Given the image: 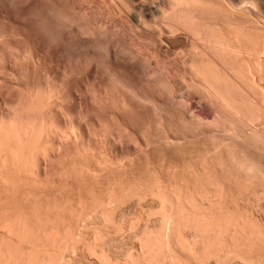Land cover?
Segmentation results:
<instances>
[{
  "label": "bare ground",
  "instance_id": "6f19581e",
  "mask_svg": "<svg viewBox=\"0 0 264 264\" xmlns=\"http://www.w3.org/2000/svg\"><path fill=\"white\" fill-rule=\"evenodd\" d=\"M119 1H121V0H118V2ZM124 1L129 2L132 5L140 7L142 14H143V12L146 14H148L150 12H154L153 10L162 12V14H163L162 17L169 20V21L167 20V24L165 26H166L168 32H170L171 36H172V37L168 36V39L170 38V44L175 46L176 44L183 43V39L180 38L181 36L180 37L177 36L181 32H189L197 40H200L202 42L203 46H201L202 49H200V51H199L200 56L199 57L197 56L198 58L195 57V59L193 57L191 63L189 62L190 66H191L190 67L191 73H192L191 76L193 77V80H192L193 83L192 82H190V83H192L194 85V88L196 87V89H198L199 91L198 90L197 91H195V90L189 91L186 98H184L183 100L181 99L182 100L180 102L181 106L182 107L184 106L183 109L181 110L182 107L180 106V103L177 102L175 97L173 96L179 88L178 84L176 83L177 80L176 81L174 80L175 79L174 76H167L166 75L167 76L166 78L163 76L162 80L160 79V81H156V79L154 78L155 75L151 74V71L149 69L150 66H149V68H147L146 66H143V65H145V63H143V62H142L143 64H141L142 68L139 66L142 69L141 74H140V72H137V70H136V69H139L138 65L141 63V61L138 58L140 55L137 57L136 55H134V53H131L132 51H129V50L125 51L123 49V47L122 48L120 47L121 43L120 44L118 43V45H117V42H116V44H113L111 42L105 43L104 47H105V52H106L105 55H106V58L108 60L107 63H109V65L112 67V69L114 70L116 75L120 74L121 76H125V78L128 77V78H130V82L127 79H122V78L118 79L117 78L118 79L117 81L119 84L117 83V81H116V83L114 82V84H118L117 86L114 85L113 83H111L112 85H110V83H109L108 86H110V87L105 86L107 88H110L109 90H105L107 88L101 89V90H103V89L105 90V92H104L105 97L103 98V95H101L102 91L99 93L100 94L99 97L102 96L101 98H103V102L105 104V107L108 106V107H110V109H112L113 114H111L112 115V121L111 122H114L113 127H114V124L120 125V127L122 126V128H123V126L126 127V128H123L122 130H124V129L128 130V128H130V129H132V131L133 130H139V132H141V133L138 135V140L134 136L137 140L136 142L132 138L133 136L130 137L129 136L130 134H129L128 138H130V140L133 139V141L135 142L134 144H130L132 141L129 142V140H127L128 138L125 137L126 133L128 134L129 132L126 131L123 134V132H120L121 128H119L120 131L114 130L113 127H110L109 125L106 124L107 121H105L106 122L105 124H106V126H108V129L105 130V129H103V128H106L105 124L102 123L104 125V127L102 128L101 127L102 124L97 122L99 124V126L101 125L100 127H101L102 132H100V129H99V130H97L98 131L97 135L95 134L93 136L92 132L95 133L96 130L92 126V129H94L93 131H91L92 135L90 134L92 136V139H90L91 138L90 136L88 137V139H90V140H88V142L89 141L90 142H89V144L87 142L86 144H88V145H86V146H85V141H84V144H81V145L78 143L80 142V140L85 135L84 133H82L83 130L85 129L84 125H86L85 120L90 121V120H88V117L86 116L87 113L86 114L82 113V115H84V116L81 115L82 117H81V119H78L80 121L79 122L77 121V124H75V122H73V121H76V119L72 121L74 124L73 123L71 124L72 118L71 119H69V118L71 117L72 114L67 112L68 111L67 107H66L67 109H65V107H64V105H65L64 103H65V101H67V99L64 100L63 99L64 97H61L63 93L61 94V93L57 92V90H56V89H58L57 85L53 86V87H57L56 89L53 88L51 85L50 89L47 88V90H45L44 88L47 87L45 84H44L45 87H43V88L40 87L43 84H41V85L39 84V86H33L34 85L33 84V85H31V87L32 86L33 87L30 88L29 93H26L27 95L25 97H24L25 94L23 95V97H20L22 95H19V98H17L16 100L12 97L14 94L11 96L12 97L11 98L9 95L10 92L7 91L8 92L7 94L9 95L8 96L7 94H2V92H3L2 91L0 93V184L3 183L2 185H5L7 180H9L6 185L10 186V187L7 186V188H11L12 187L11 185L13 183H11V185H9L10 180H14V181L15 180H21L22 182L23 181L25 182V180L26 181L31 180L30 182H32V180H33L32 183L34 185V183L35 184L37 183V181L34 182L35 180H40V181L43 180V182H44V180L49 181V180H51L53 175H56L57 176L56 180H59V181H57L59 183H57V182H55V183H57L56 185H58V184L60 185V181L63 182L62 180H60V178H63V179L71 178L73 180L74 178L76 179L77 177H79V179H80V177H81L80 174L84 171L86 172L85 176L86 175L87 176L85 177V180H84V173H85L84 172L81 174L83 176V178L80 179V180L83 179L84 181H86L87 179L88 180L90 179L93 181L94 180L95 181L96 180H106L107 181L110 179L109 177H113L110 179V181L113 179L116 180V178L119 180H132L130 177H133V180L134 179L135 180H139V179L144 180L145 178H147V180H150V177L148 176L149 177L148 178L147 176H145L146 172L142 170L144 167L141 168V166L143 165V163H142V159H143V161L145 163L151 164L153 166V167L151 166V169L153 168V170L158 174L157 175L155 173L158 177L157 180H179L181 187L184 189L183 191L179 192L177 190L178 188H176V191H178V193H174V195L171 194V196L169 195V197H167L168 195H165L164 192H161V190H159V189H161V185L159 183L160 188H157V192H155L154 190L152 191V192H154L153 194L156 196L155 199H157V196H158L156 203H158V206L160 207V211H159L160 217H159V220L157 219L158 222L160 223L159 224L160 230L158 228H156V229H158L160 232H161V230L165 231L168 234V235L165 234L167 236H169V234H170L168 232H172V231L167 230L169 227H171V229L169 228L170 230H172V227H173L175 229V231H178V233L176 232L177 234H180V233L182 234L183 233L182 230L184 228H185V230L190 229V233H188V235L192 233L191 238H189L191 240H189L190 242H188V241H186V242L190 243V245H187L188 246L187 249L191 250V252L190 251L188 252L185 248H183L181 250L185 249L190 254H193L192 252H195L194 255L197 254V256H195V257H196V259L198 257L199 261H197V262H200L199 264H201V263L202 264H205V263H213V264H264V223L261 222L262 217L264 219V85L261 86V84H260L262 82L264 83V0H233L234 2H236V1L242 2L243 7H245L244 4L247 3V5L250 8L249 10L253 11L254 15L256 16L255 17L256 19L253 16V20L250 21L249 25H246V24L243 25L242 24L241 19H243V18H240V15H237V13L235 14L234 12H236V11H232V9L230 10V8H232V7H230L231 5L226 4L227 2H225V0H215V2L213 0H169V1L167 0L163 3V7H162L163 9H160V7L162 5L160 7L156 6V4L154 5L155 1H158V0H151V3H147L148 1H145V0H124ZM124 1H122V2H124ZM107 2H108V0H107ZM126 2H124V4ZM158 2H160V1H158ZM130 4H129V7H130ZM115 5H117V4H115ZM126 5H124V9L129 10V8H127L128 6H126ZM46 8H45V11L47 10ZM49 8L50 7H48V9ZM53 8L54 7H52V9ZM59 8H61V7H59ZM42 9H41V11H42ZM118 9H120V8L118 7ZM121 9L123 10V8H121ZM246 10H248V9L246 8ZM41 11H40V15H41ZM48 11H49L48 13H52L55 15V13H54V12H56L55 10H54V12H53V10H48ZM64 12L65 11H63L61 13L63 14ZM70 12H71V10H70ZM84 12H86V11H84ZM84 12H81L82 16H83ZM114 12H116V11H114ZM129 12H131V11H129ZM46 13H45V15H46ZM73 14H76V13H73ZM142 14H140V12H139V15H142ZM58 15H60V14H58ZM61 15L59 17H61ZM131 15H132V12H131ZM247 15L250 16V14H247ZM49 16L47 17V19L52 18V20L54 22H51V19L49 20L48 29H50V30L47 31L46 34L43 35V37L40 36L41 40L37 39L36 45H38V49H32L34 51H32V53H31L33 56L35 54L33 52H35V50H38V51H36L37 52L36 55H38L37 56L38 57L37 67L41 68V70L43 69V71L48 70V69H46V66L49 63L48 61H51V64H52L53 60L58 59L62 56L63 50L67 47L65 44H63L64 42H62L60 44V46L54 44L56 40L54 41V39H53L54 38L53 33H54V29L57 27V25H56V22L54 20V17H52V16L49 17ZM70 16H71V14H70ZM76 16L77 15H75V18H77ZM55 17H57V15H55ZM137 17H138V15H137ZM64 19H65V17H64ZM140 19H141V16H140ZM249 19H251V18H249ZM44 20H46V19L44 18ZM44 20H42V21H44ZM145 20L146 19H144V21ZM69 21H71V20H69ZM147 21L144 22L143 27L147 30L149 28L152 29L151 30V32H152L154 30V28L150 27V26H153L154 24L151 25L148 23L149 24L148 25L149 27H148ZM243 22H245V21H243ZM246 22H249V21H246ZM57 24H58V22H57ZM85 24H87V21ZM140 24H142V23H140ZM64 25H66V24H64ZM69 25H71V24H69ZM76 25L78 27V23ZM159 25L161 26V24H157L154 26H158L160 28ZM67 26H68V23H67ZM162 26L164 27L163 24H162ZM146 27H148V28H146ZM158 27H155V28H157L156 30L159 29ZM163 27H161V28L163 29ZM40 28H43V27L41 26ZM63 28H65V27H63ZM138 29L140 30L141 27ZM45 30H46V28H45ZM56 30H57V28H56ZM69 30H71V28ZM2 31H4V30H2ZM2 31L0 29V33ZM58 31H60V30L58 29ZM65 31L66 30H64V32ZM75 32H73V33H75ZM138 32H140V31H138ZM147 32H149V31H147ZM162 32H163V30H162ZM2 33H1V35H3ZM60 33H63V32H60ZM70 33H71V31H67V33H65L64 38H66V40L70 37L69 36ZM165 33H167V32L165 31L164 34ZM177 33H179V34H177ZM38 34H42V33H38ZM160 34H162V33H160ZM57 35H59V34L57 33ZM60 35H62V34H60ZM96 35H99V33ZM147 35H149V34H147ZM102 36H103V34H102ZM160 36L163 37L162 35H160ZM55 37H57L56 33H55ZM91 37H93V35ZM92 39H94V38H92ZM92 39L86 38L83 41L86 44V43H89V41H91ZM162 39H161V41H163V42H162V44L160 43L159 45L164 44L165 38L163 40ZM68 41L69 40L66 41L67 44L70 43V42L68 43ZM33 42H34V40H33ZM59 42H60V40H59ZM84 42H83V44H84ZM96 42H98V41H96ZM192 44L194 45V43H192ZM5 45H6V43H5ZM5 45L0 44L1 56H4V53L7 54L6 50H8V49ZM101 46H102V44H101ZM104 47H102V48H104ZM35 48H37V47H35ZM166 48H167V46H166ZM195 49H196V45H195ZM163 50H164V48H163ZM160 51H162V50H160ZM192 51H194V50L192 49ZM197 52H196V54H198ZM29 57H31V56H29ZM190 57H191V55H190ZM0 59H1V57H0ZM72 59L74 60V58H72ZM27 60H28V58H27ZM31 60L34 61L33 58ZM55 61H57V60H55ZM58 61H59V59H58ZM139 61H140V63H139ZM10 62H12V61L10 60ZM35 62H36V60L34 61V66L32 67V69L37 68L35 65ZM84 62H86V61L84 60ZM13 64L14 63H12V66H13ZM32 64H33V62H32ZM151 67H153V66H151ZM27 69H29V68H27ZM93 71L96 73H99L101 70L99 71V68L98 69L94 68ZM188 71H190V70H188ZM158 72H160V71H158ZM12 73H14V72H12ZM153 73H155V72H153ZM65 74H66V76H64L63 81H65L66 77L68 80H71V65H70V69H67L65 71ZM150 75H152V77L155 80L151 77L152 80L149 79L148 83L143 81L144 85H145V83H147V85L145 86L146 88L141 86L142 88H138V89L134 90L136 92H134L132 90L134 92L132 95L128 93L129 91H131V89L128 90L129 86H131V84H130L131 80L138 81L141 84L142 78L145 76H148V78H149ZM162 75H164V74H162ZM162 75L159 74V76H162ZM111 76H114V75H111ZM111 76H110V78H111ZM49 79H51V78H49ZM115 79H116V77H115ZM113 80H114V78H113ZM157 80H159V78H157ZM187 81H189V80H187ZM104 82H107V80ZM65 84H67V82ZM113 85H114V87L111 88ZM115 86L116 87L119 86V88H117L118 91H116L117 90L116 89L113 92H108V91L115 89ZM97 87H98V85H97ZM138 87H139V85H138ZM62 88H64V87H62ZM126 88L128 91H126ZM131 88H133V87H131ZM157 89H158V91H156ZM93 92L96 93V91H93ZM114 92H117V95H116V93L114 94ZM76 93H75V96L76 95L80 96L79 93H77V94ZM108 93H112V95H114V97L116 95V97H115L116 100L114 98L113 99L115 101L113 99H111L112 95L109 94V96H108ZM59 94H61V96ZM65 94H66V96L68 95V97H69V95L72 94L71 88H70V91L68 90V94L67 93H65ZM97 94H95V95H97ZM70 96H72V95H70ZM75 98H78L80 100V103H81L80 108H82L84 110L83 112L85 113L86 110L89 108L87 107V105L85 103V99L83 98V95H82V98H79V97H75ZM82 99H84V101ZM98 99H100V98H98ZM95 100H97V99H95ZM92 101H94V97H93ZM178 101H180V99ZM96 102L94 101V105ZM103 102H101L102 105H103ZM90 103H93V102L90 101ZM98 104L99 103L97 102L96 106H98ZM66 105H68V104H66ZM176 105H178V108H176L177 107ZM179 106H180V108H179ZM91 107H92V105H91ZM97 108L98 107H96V109ZM101 108L104 109L103 106ZM173 109H174V111H173ZM176 109L178 110V113H175V114H177V116H180V117H178L179 119H177V116L175 118V115H174V112H177ZM179 109L183 112H180ZM90 111H88V112H90ZM106 111L109 112L111 110H106ZM62 112H64V113L62 114ZM94 112H95V110H94ZM112 112H110V113H112ZM67 113L69 115L70 114L71 115L69 116ZM80 113H81V111H80ZM66 114L69 117H65V116H67ZM106 116H107V114H106ZM135 116L138 119V121H136L137 119L133 118ZM77 117L79 118V116H77ZM61 119L63 121L65 120V123L68 122V125H70L69 126L70 129L68 128L69 131H67V134L62 133V136L59 134V130H58L60 128V127H58V125L61 123V121H60ZM132 119L133 120L135 119V121L132 122ZM58 120L60 121V123ZM107 120H108V117H107ZM96 121H99V119ZM102 122H104V120ZM111 122H109V123H111ZM65 123H63L64 126H65ZM87 124H90V123H87ZM71 125H72V128H71ZM94 125H95V123H94ZM109 127H110V130L112 128L111 131L109 130ZM86 128H87L86 130H89L88 127H86ZM90 128H91V126H90ZM77 129H82V130L80 131ZM130 129H129V131H130ZM86 130H84V131H86ZM103 130H104V132H106L105 134H104ZM87 132L88 131H86V133ZM89 132H88V135H89ZM98 133H101L102 135H104V137H102V135L100 137V135ZM135 133H137V132H135ZM133 135H135V134L133 133ZM63 136H64V138L68 137L67 138L68 141L70 139L75 140L76 145H74V147H72L73 150L71 149V146L74 143L73 140H71V143L73 142L72 145H68L67 143H70V142H67V140L64 139ZM78 140H79V142H78ZM107 147L108 148L110 147L111 150H113L115 152L118 151V154H119V151L120 152L123 151V153L125 154L124 148L125 149L127 148L129 150V151L128 150L127 151L130 152V153L127 152V154L130 157H128L125 154L129 160L128 161L125 160L124 162H126V163L128 162L127 165L130 168L131 167H133V168L127 169L128 168L127 165L126 164L124 165L123 162H122L123 165L120 164L119 162H121V160H124L126 158L122 159L121 156H119V158H121V159H119L116 156V155H118L116 153H114V155L116 156V159L118 158L120 161L118 162V160H117L118 163L117 162L114 163L112 160L111 163H114V165L112 164V166L110 165L111 163H107V162L105 163L104 160L102 162H101V160L99 161V158L101 159V157L103 156L102 154H106L107 152H109L107 150L108 149ZM98 148L101 151V155L99 156V158L97 155V154H99V152L98 153L96 152L98 150ZM71 150H72V152H71ZM124 154H122V156ZM94 156H96V157H94ZM104 156H108V155H104ZM93 157H94L95 161H94V159H92ZM144 157H146L147 159ZM108 158H109V156H108ZM133 158H140L141 159V160L139 159L140 161L138 162V165L136 164L137 162L133 163V161H131V160H134ZM89 159H92V161ZM105 160L108 161L109 159L105 158ZM103 162L105 164H103ZM140 162H141V164H139ZM106 164L110 165V166H106ZM135 164L138 166V168L135 169V172L132 173L129 171L130 174L132 173V176L129 173L126 174V171L134 169ZM139 165H141V166L139 167ZM138 169H140L141 171ZM121 173H123L124 175H122ZM134 173H136L135 177L133 175ZM155 174H153V175L156 177ZM127 175L130 179L128 177H126ZM154 176H151V177H154ZM137 177H138V179H136ZM155 177H154V180H156ZM55 178L56 177L54 176L51 181H53ZM79 179H76V180H78V182L77 181H75V182L79 183ZM151 179H153V178H151ZM66 180L68 181L67 183L71 182V181L69 182V179H66ZM14 181H12V182H14ZM21 181H17V183L15 181V183L18 184L19 182L21 183ZM40 181L38 183L43 184V182H40ZM51 181H49V182L51 183ZM156 182H154V183H156ZM15 183H14V185L16 186ZM63 183L65 184V182H63ZM71 184H72V182H71ZM6 185L2 186V187L5 188ZM14 185H13V187H14ZM28 185H30V184H28ZM63 185H61V186H63ZM156 185L154 184V186H156ZM20 186H21V184H20ZM76 186H77V184H76ZM171 188L172 187H170V189ZM182 188H180V189L182 190ZM134 189H136V188H134ZM163 189L165 191L166 188H163ZM101 190H104V189L102 188ZM141 190H142V188H141ZM171 190H174V189L172 188ZM111 191L112 190H110V192ZM144 191L145 190H143V192ZM103 192H105V190ZM127 192H128V190H127ZM135 192H137V191H135ZM135 192L134 193L131 192L132 194L131 193H129V194H131V196H134L136 194ZM120 193H122V191H120ZM107 194L108 193H106V194L103 193L104 196L106 195V198L110 195V194H108V195ZM129 194H127V195H129ZM146 194L148 195V193H146ZM124 195H126V194H124ZM150 195H152V193ZM10 196H11V194H10ZM131 196L129 195L130 199L128 198L130 200V202H131V199H133V197H131ZM135 196H137V194ZM109 197H111V198H109ZM109 197H108L109 199L104 198L105 200L102 201V202H104V201L107 202V200H108V202L105 205H104V203L101 204L102 202L100 203L102 205V207L101 206L99 207V205H100L99 203H98V208H97V206H95L94 209H96V208L99 209V211L97 209L95 211H97V213L98 212L101 213L100 215L105 216V213L109 212L106 210L107 207H110L112 204H114L117 201L116 200L117 198H115V195H113V197L110 195ZM116 197H118V196H116ZM143 197H145V195ZM80 198H81V196H80ZM101 198H103V197H101ZM101 198H99V199H101ZM113 198H115L114 199V200H116L115 202H113L114 201ZM120 198H122V197H120ZM126 198H127V196H126ZM126 198L123 201H126ZM134 198L136 199V197H134ZM141 198H142V196H141ZM145 198H147V197H145ZM79 200H81V199H79ZM139 200H140V198H139ZM143 200H144V198H142V202H143ZM123 201L121 204L120 203L118 204V202H116L118 204L117 206L124 204L125 202L123 203ZM85 202H87V201H85ZM111 202H112V204H111ZM245 202L247 204L248 203L252 204V202H256L257 205L259 206L258 207L256 205L257 209L254 208V207H256L255 205L252 206L251 204H249V207L251 205V208L253 207L254 209L257 210V211H255L254 214H259L258 211L261 210L262 211L261 213H263L262 214L263 216H261V218L258 219L260 216L257 217V215H255L256 216V217L254 216V218H256V220H255V219H253L254 214H251L252 215L251 216L252 222L249 221L250 219L246 220V222H245L244 221L245 218L243 219L242 217H241L242 220H240V218L237 219L239 214L235 218L236 213H234V212L237 211L236 209H238L239 207H244L245 204L243 206V204L241 205L240 203H245ZM94 204H95V202H94ZM126 204L127 203H125V205ZM247 204H246V206H247ZM80 206L82 207V204ZM58 207H60V206H58ZM148 207H149V205H148ZM111 208H113V207H111ZM115 208H117V207H115ZM46 209H47V206H46ZM56 209H57V207H56ZM60 209H62V207H60L59 210ZM59 210L57 209V212ZM81 210L83 211V208ZM35 211H33V212H35ZM124 211H126V210H124ZM156 211H157V209H156ZM84 212H85V210H84ZM80 213H81V211H80ZM94 213H96V212H94ZM102 213H104V214H102ZM115 213H116V211H115ZM115 213H113V216ZM144 213H145V209H144ZM147 213H145V214H147ZM250 213H253V212L251 211ZM26 214H28L27 216H29V217H26ZM31 214L36 216V217L33 218L29 213L25 212V215H24L25 221H23L24 220V218L22 217L23 214H21L22 216H20V214H17L20 216V218H19L20 220H22L21 218H23V220H22L23 223L21 221H19L18 219L17 220L15 219V220L18 221V223L22 224L21 226L23 227V229L25 226H27V227H25V229H27L28 227L31 228L33 226H35L33 228H36L38 225L42 224L43 226L40 225L41 228H40V226H38V229L36 228L37 231L39 230V228H40V230H42L43 229L42 227L45 228L43 230V233L45 231H46V233L47 232L51 233L52 231H55V230H53L55 228H52V227H55V226L57 227V225H55L54 223H57L59 221H56L54 223H52L53 220L49 221V219L52 217V215L50 218L47 217L48 218L47 219L46 215L48 213L45 214L44 216L41 212L38 213V214H40L39 216H37L38 215L37 212H36L37 215L33 214V213H31ZM108 214H106V216H107L108 224H109L110 218H109ZM157 214H158V211L156 212V216H157ZM30 216L33 219H31ZM104 216H102V217H104ZM106 216H105V220H106ZM197 216H199V218H197V220H196ZM38 217L40 219L42 218L40 220L42 223L38 220ZM43 217H45L46 219H43ZM13 218H11V219H13ZM16 218H18V217H16ZM26 218L29 220H27ZM154 218H156V217H154ZM35 219L38 220V223ZM15 220L13 219V222L12 221L11 222L16 223ZM32 220H35L34 222H36V223L33 222L34 225L30 226L29 224L32 222ZM47 220L51 224H49V222L44 223V221H47ZM57 220H60V219H57ZM61 220H62V218H61ZM254 220H255L254 224L257 226H255L253 224ZM8 221H10V220H8ZM26 221H28L27 225L25 224ZM81 221H83V220H81ZM247 221L249 224L247 223ZM79 222L80 221L78 220V223ZM155 222H156V220H155ZM12 223L10 224L7 222L5 227L7 228L11 225H14ZM60 223H61V221H60ZM105 223H107V220ZM250 223H252L253 225ZM44 224L45 225L48 224V226L45 227ZM52 224H53V226H52ZM108 224H107V226H108ZM110 224H111V222H110ZM17 225L19 226V224H17ZM50 225H51V227H50ZM65 225H63L64 226L63 229H65ZM22 227H20V228H22ZM150 227H151V225H150ZM153 227H156V226H153ZM47 230H50V231H47ZM185 230H184V232L186 233L187 230L186 231ZM25 231L23 230V234ZM27 231H28V229H27ZM27 231H26V233H28ZM65 231H66V229H65ZM179 231H181V232L179 233ZM8 232H10V230ZM39 232H41V231H39ZM66 232H68V229ZM4 233H6V232H4ZM50 233L48 235L51 239L54 236L52 237V234L50 235ZM159 233L156 235L157 236L160 235ZM164 233H162L161 235L163 236ZM7 234H9V233H7ZM19 234H21V232ZM10 235H11V232H10L9 236ZM27 235L28 234H26L24 236H27ZM59 235L60 234H58V237H59ZM58 237H57L56 241H58V239H61V241L63 240L62 238H58ZM66 237H68V236H66ZM175 237H172V238L176 239ZM187 237H190V236H187ZM5 238H7V236ZM15 238H16L17 242H22L21 245H23L25 242L27 244L28 243L32 244V240H31V242L26 240L23 243V241L26 238H24L23 241H19L20 239L22 240L23 235L21 236V238L19 237V240L17 239V235ZM38 238H37V241H38ZM148 238H150V236ZM160 238L164 239L162 237H160ZM172 238L170 236V239H172ZM184 238H186V237H184ZM27 239H28V237H27ZM55 239H56V237H55ZM55 239L54 240L52 239L53 240L52 242H54ZM174 239H172V241L170 240V242L171 243L174 242L173 241ZM46 240H47V237H46ZM64 240H65V238H64ZM49 241H51V240H49ZM148 241H149V244L151 245V243H150L151 240H148ZM162 242L160 241L159 245H160V243L162 244ZM165 242H166L165 244L168 247L166 249L172 250V253L176 252L177 249L175 251H173V249H172V247H173L172 245H175V244H171L167 240H165ZM26 243H25V245H27ZM147 244H145V246L149 247V245L147 246ZM169 244L172 247L169 246ZM177 245L178 246L175 245L174 248H176V247L178 248L179 246L181 247L182 244L179 245V242H178ZM142 246H144V245H142ZM184 246H186V243ZM142 248H144V247H142ZM161 249H160V251H161ZM147 250H148V248H147ZM177 252L179 253V251H177ZM180 253H182V252L180 251ZM184 254H185V252H184ZM252 254L254 256H251ZM173 255H175V254H173ZM176 255H178V254H176ZM195 257H192V258H195ZM23 263H25V261Z\"/></svg>",
  "mask_w": 264,
  "mask_h": 264
},
{
  "label": "rangeland",
  "instance_id": "374dc122",
  "mask_svg": "<svg viewBox=\"0 0 264 264\" xmlns=\"http://www.w3.org/2000/svg\"><path fill=\"white\" fill-rule=\"evenodd\" d=\"M90 1L91 0H55V1L54 0H51V1L50 0H44V1L43 0H38V1L37 0H0V9H1L0 10V29H1V31L4 30V31H2L3 33L1 32L4 36L1 35V33H0V42H1L0 44L5 45V43H6L5 46L8 49V50H6L7 54L4 53V56H1V54H0V57H1V59H0V93L2 91H3L2 94H7L8 92H10V94H9L10 97L14 94L12 97L16 100L17 98H19V95H22L20 97H23V95L25 94L24 95V97H25L27 95L26 93H29L30 88H32L33 86H39V84L40 85L43 84L40 87L43 88L46 85L47 87L44 88V89L47 90V88H49V89L51 88V85H52V87L55 86V85H57L58 89H56L57 87H53V88H55L58 93H61V94L63 93L62 96H61V94H59V95L61 97H64L63 98L64 100L67 99V101H65V103H64L65 104L64 107H65V109L68 108L67 109L68 111L67 110L66 111L68 113H71L72 114V115L70 114L71 117L69 118V119L72 118L71 119V124L73 122H75V124H77V121L78 122L80 121L78 119H81V117L84 116V115H82V113L83 114H86L87 113L86 116L88 117V120H90V121H86L85 120L87 126L84 125V124L83 125L85 127L84 130H86L87 129L86 127H88L89 130H86V131H88V132L90 131V132H89V135H88V132L86 133V131L83 130L82 133H84L85 135L80 140V142L78 140V142H79L78 144H80V145L81 144H84V141H85V146L89 144L90 141L88 142V140L92 139V136H91L92 134H93V136L95 134L97 135V132H98L97 130H99V129H100V132H102L101 127L102 128L104 127L103 124L106 123L105 121H107V123H106L107 125H109L110 127H113V123L114 122H111L112 121V115L111 114H113L112 109H110V107H108V106L105 107V104L103 102V98L105 97L104 96L105 95L104 94L105 90H109L110 89V88H107V87H110V86H108L109 83H110V85H112L111 83L114 84V82L116 83V81L118 79H121V78L122 79H127L130 82V78H128V77L125 78V76H121L118 73H117L118 75H116V73L114 72V70L112 69V67L109 65V63H107L108 60H107L106 55H105L106 52H105V47H104L105 46L104 45L105 43H108V42L110 43L111 42L113 44H116V42H117V45H118V43L119 44L121 43L120 44V47L121 48L123 47V49L125 51L126 50L132 51L131 53H134V55H136L137 57L140 55L138 58L141 61V63L139 61V63H140L138 65V68L139 69H136L137 72H140V74H141V71H142V69H141L142 68V65L141 64L145 63V65H143V66H146L147 68H149V66H150L149 69L151 71V74L155 75L154 78L156 79V81H160V79L162 80V77L163 76L165 78L167 76H174V78H175L174 80L175 81L177 80L176 83L178 84V87H179L178 90H177V92L178 91L179 92L178 93L176 92L177 94L175 93L173 96L175 97L176 101L179 102V103L184 98H186V96L188 95V92L189 91H194V90L197 91L198 90V89H196V87L194 88V85L192 84L193 83L192 82L193 77L191 76L192 73H191L190 63H191L193 57L195 59V57H197V56L199 57L200 56L199 55V53H200L199 51H200V49H202L201 46H203L202 42L200 40H197L189 32H181L180 34L177 33V34H179L177 36H179V37L181 36L180 38L183 39V43L176 44L175 46L172 45V44H170V38L168 39V36L169 37H172V36H171V33L168 32V30H167V28L165 26L167 24V20L168 19L162 17L163 14L160 11L153 10L154 12H150L148 14H146V13L143 12V14H142V11H141V8L140 7L135 6V5H132L129 2H126L124 0H121L119 2H118V0H108V2H107V0H95V1L92 0L93 2L92 1L90 2ZM122 1H124L126 3L124 4V2H122ZM145 1H148L147 3H151V0H145ZM158 1H160V2H158ZM158 1H155L154 5L156 4V6H159V7L162 5L160 7V9H163L162 8L163 7V3L165 1H167V0H158ZM213 1L215 2V0H213ZM113 2L115 4H117V5H115ZM225 2H227L226 4L231 5L230 7H232V8L229 7L230 10L232 9V11H236L234 13L235 14L237 13V15H240V18H243V19H241L243 25H245V24L246 25H249L250 24V21L253 20V16H254V18L256 17L254 15L253 11L249 10L250 8L247 5V3H245V2H244L245 3L244 6L248 10H246V8L242 6L243 5L242 2H239V1L234 2L233 0H225ZM129 4H130V7H129ZM124 5L128 6L127 8H129V10L128 9H124ZM117 6L120 9L123 8V10L121 9L122 10L121 11L120 9H118ZM48 7H50V8L48 9ZM52 7H54V8L52 9ZM59 7H61L62 9L59 8ZM45 8L47 9L46 11H45ZM130 8L131 9L133 8V9L131 10ZM41 9H42L43 12L41 11ZM69 9L71 10V12H70ZM39 10L41 11V15H40V11ZM48 10H53V12L55 10L56 12H54V13H55V15H57V17H55V15L52 14V13H48L49 12ZM63 11H65L63 13L64 15L61 13ZM84 11H86V12H84ZM114 11H116V12H114ZM127 11L128 12L131 11L132 12V15H131V12L128 13ZM81 12H84L83 13V16L84 17L81 15ZM139 12L142 15H139ZM45 13H46L47 16L45 15ZM73 13H76V14H73ZM58 14H60V15L62 14L61 17H59L60 15H58ZM70 14H71V16H70ZM247 14H250V16L247 15ZM49 15L52 16V17H54V20H55L56 25H57V27H56L57 30L55 28L54 29V33H53V36H54L53 39H54V41L56 40L54 44L60 46V44L62 42H64L63 44H65L67 47L65 46L66 48L63 50L62 56L60 58H58L59 61H58V59H55L57 61L53 60L52 61V64H51V61H48L49 63L46 66V69H48V70L43 71V69L41 70V68H38L37 67V61H38L37 60L38 59L37 56L38 55H36L37 54L36 51H38V50H35V52H33V53H35L33 56H32L31 53H32V51H34L32 49H38V45H36L37 44L36 43L37 42V39L38 40H41V37L40 36L43 37V35L46 34V32L50 30V29H48V27H49V20L51 19V22H54L52 20V18H48L47 19V17ZM75 15H77L76 16L77 18H75ZM137 15H138V17H137ZM140 16H141V19H140ZM64 17H65V19H64ZM44 18L47 21L44 20ZM67 18L69 20H71V21H69ZM249 18H251V19H249ZM144 19H146V20L144 21ZM42 20H44V21H42ZM86 21H87V24H85ZM146 21H147V26L149 24H151V25H153V24L154 25L161 24V26L159 25L160 28H161V27H163L162 26V24H163L164 27H163V29L162 28L160 29L158 26H154V25L153 26H150V27H153L154 30L156 31L155 32L153 30L151 32L152 29L149 28L150 30L149 29L147 30V29H145L143 27L144 26V22H146ZM243 21H245V22H243ZM246 21H249V22H246ZM57 22H58V24H57ZM67 23H68V26H67ZM77 23H78V27L76 25ZM140 23H142V24H140ZM64 24H66V25H64ZM69 24H71V25H69ZM41 26L44 29L43 28H40ZM139 26L141 27L140 30L138 29V28H140ZM63 27H65V28H63ZM69 27L71 28V30H69L70 29ZM148 27H146V28H148ZM155 27H158L159 28L158 30L159 31L161 30V31L159 32L158 30H156L157 28H155ZM45 28H46V30H45ZM58 29L60 31H58ZM64 30H66V31L64 32ZM162 30H163V32H162ZM67 31H71V33L69 34L70 37L67 39V40H69L68 43L70 42L69 44H67V42H66L67 40H66V38H64V35H65V33H67ZM138 31H140V32H138ZM147 31H149V32H147ZM165 31L167 33L164 34ZM60 32H63V33H60ZM73 32H75V33H73ZM38 33H42V34H38ZM55 33H56V36L57 37H55ZM57 33L59 35H57ZM98 33H99V35H96ZM160 33H162V34H160ZM60 34H62L63 36L60 35ZM102 34H103V36H102ZM147 34H149V35H147ZM92 35H93V37H91ZM160 35H162L163 37H161ZM86 38L87 39L94 38V39H92L91 41H89V43H86L85 44V42L83 40L86 39ZM160 38L161 39L162 38L163 39L164 38L166 39V40L164 39V44L165 45L164 44L163 45H159L160 43L162 44V42H163V41H161ZM33 40H34V42H33ZM59 40H60V42H59ZM96 41H98V42H96ZM83 42H84V44H83ZM192 43H194V45ZM101 44H102V46H101ZM195 45H196V49H195ZM166 46H167V48H166ZM35 47H37V48H35ZM102 47H104V48H102ZM163 48H164V50H163ZM192 49L194 51H192ZM160 50H162V51H160ZM196 52L198 54H196ZM190 55H191V57H190ZM29 56H31V57H29ZM27 58H28V60H27ZM32 58H33L34 61L36 60L35 65H36L37 68H33L32 69V67L34 66V61L31 60ZM72 58H74V60ZM10 60L12 62H10ZM84 60L86 62H84ZM32 62H33V64H32ZM12 63H14L13 66H12ZM70 65H71V80H68L67 77H66L65 78V81H63L64 80V76H66L65 71L67 69H70ZM151 66H153V67H151ZM27 68H29V69H27ZM94 68H97V69L99 68V71L100 70L101 71L99 73H96V72H94L95 70L93 71ZM188 70H190V71H188ZM152 71L155 72V73H153ZM158 71H160V72H158ZM12 72H14V73H12ZM159 74L160 75L164 74V75L159 76ZM111 75H114V76H111ZM110 76H111V78H110ZM115 77H116V79H115ZM151 77H152V75H150L149 78H148V76L143 77L142 78V82L144 81V82H147L148 83L149 82V79L152 80L153 77L152 78ZM156 77L159 78V80H157ZM49 78H51V79H49ZM113 78H114V80H113ZM106 80H107V82H104ZM187 80H189V81H187ZM66 82H67V84H65ZM137 82L138 81L131 80V83H130L131 86H129L128 90L131 89V91L132 90L134 91V90H136L138 88H142V87L146 88L145 86L147 85V83H145V85H144V82L143 83L141 82V84H140V82H138V83ZM190 82H192V83H190ZM117 83H118V81H117ZM118 84H114V85L117 86ZM260 84H261V86L264 85L263 82L260 83ZM31 85H33V86L31 87ZM97 85H98V87H97ZM114 85L111 88H113ZM138 85H139V87H138ZM105 86H107V87H105ZM116 86H115V89H113L111 91H108V92H113L114 90H116L117 88H119V86L118 87H116ZM62 87H64V88H62ZM69 87L71 88V93L72 94H70V95H72V96L69 95V97H68V95L66 96L65 93L68 94V90L70 91V88ZM131 87H133V88H131ZM102 88H104V89L107 88V89L101 90ZM128 90L126 88V91H128ZM93 91H96V93L93 92ZM101 91H102L101 95H103V98H101L102 96L99 97V95H100L99 93ZM116 91H118V89ZM131 91L128 92L131 95L134 92H136V91H134V92L133 91L131 92ZM156 91H158V89ZM76 92L79 93L80 96H78V95L75 96V93ZM115 93L117 95V92H114V94ZM95 94H97V95H95ZM109 94L112 95V93H108V96H109ZM82 95H83V98L85 99V103H86L87 107L89 108V109L86 110L85 113L83 112L84 110L82 108H80V106H81L80 100L78 98H75V97L82 98ZM116 95H115V97H116ZM93 97H94V101L95 102L97 101L99 103L98 106H96L97 105V102L94 105V101H92L93 100ZM115 97H114V95H112L111 96V99H113V98L115 99ZM98 98H100V99H98ZM84 99H82V100L84 101ZM95 99H97V100H95ZM177 99L178 100L180 99V101H178ZM90 101L93 102V103H90ZM101 102H103V105H102ZM66 104H68V105H66ZM91 105H92V107H91ZM101 105L104 107V109L101 108L102 107ZM178 105H176L177 106L176 108H178ZM180 106H181V103H180ZM180 106H179V108H180ZM96 107H98V108L96 109ZM183 107L181 108V110L183 109ZM105 109L106 110H111V111L108 112ZM94 110H95V112H94ZM181 110H180V112H183ZM80 111H81V113H80ZM88 111H90V112H88ZM173 111H174V109H173ZM176 111L177 112H174L175 118L177 116V114H175V113H178V110L177 109H176ZM110 112H112V113H110ZM63 113L64 112H62V114ZM106 114H107V116H106ZM68 115L65 116V117H69L70 116V115L69 116ZM77 116H79V118ZM107 117H108V120H107ZM178 117H180V116H177V119H179ZM133 118L137 119L136 116L133 117ZM75 119H76V121H73ZM98 119H99V121H96ZM135 119L134 120L132 119V122H134ZM91 120L95 123V125H94V123ZM101 120L102 121L104 120V122H102ZM60 121H61V123H60ZM60 121H59L60 124L58 123L59 124L58 127H60L58 130H59V134L62 136V133H66L67 134V131H69V129H70L69 128L70 125H68V122H66L67 123L66 124L65 123V120L63 121L61 119ZM108 121L111 122V123H109ZM136 121H138V119ZM97 122L98 123H101V124L103 123L102 126L100 125L101 126L100 127ZM63 123H65V126H64ZM87 123H90V124H87ZM106 124H105V127L106 128H103L105 130L108 129V126H106ZM90 126H91V128H90ZM92 126L94 127V129L96 131H95V133L92 132V134H91V131L94 130V129H92ZM110 127H109V130H110ZM71 128H72V125H71ZM113 128H114V130H117V131H120L119 128H121V131L120 132H123V134L126 131L129 132L128 134L126 133V136L125 137L128 138V135L130 134L129 136L130 137L133 136L132 138L134 139L135 142L138 140V135L141 133V132H139V130H133L132 131V129H130L128 127H127L128 130L127 129H124L125 130L124 131L122 129L123 128H126V127L123 126V128H122V126L120 127V125H115V124H114V127ZM129 129H130V131H129ZM77 130H80L81 131L82 129H77ZM111 130H112V128H111ZM134 131L137 132V133H135ZM103 132H104V130H103ZM105 133L106 132H104V134ZM133 133L135 135H133ZM98 134L101 137L102 134L101 133H98ZM89 136L91 137L90 139H88ZM134 136L137 138V140H136V138ZM102 137H104V135H102ZM63 138H64V136H63ZM67 138L68 137H66L64 139L67 140ZM133 139L130 140V138H128L127 140H129V142L132 141L130 144H134L135 142L133 141ZM71 140H73V142H74V143L72 142L73 145L71 143ZM67 142H70V143H67L68 145H72L71 146V149H72V147H74V145H76L74 139H70L69 141L67 140ZM87 142H88V144H86ZM109 148L107 149L109 152H107L106 154H102L103 156L101 157V159L99 158V156L101 155V151L98 148V150L96 152L97 153L99 152V154H97V153L96 154L98 155L99 161L101 160V162H102L104 160L105 163L106 162L107 163H111V161L113 160V162L115 163V162H117V160L119 162L120 161L119 159H121V158L122 159L126 158L124 160H121V162H119V163L122 164V165H123V163H124V165L125 164L127 165L128 162L127 163L124 162L125 160L128 161L129 160L128 157H130L127 154V152L129 151L127 148L126 149L124 148V151H125V154L128 157L123 153V151L122 152L119 151V154H118V151L115 152V151L111 150V148L110 149ZM72 150H71V152H72ZM114 153L118 154V155H116L118 158H119V156H121V158H119V159L117 158L116 159V156L114 155ZM128 153H130V152H128ZM122 154H124V155L122 156ZM104 155H108L109 158H108V156H104ZM96 156H94V157H96ZM94 157L92 159H94ZM105 158L109 159L110 161L108 160L109 161L108 162L107 160H105ZM144 158H146V157H144ZM92 159H89V160L92 161ZM133 159L134 160H131V161H133V163L134 162H137L136 163L137 165H138V162L141 160L140 158H133ZM94 161H95V159H94ZM104 162H103V164H105ZM114 163H111L110 165L112 166V164L114 165ZM142 163H143V165L142 166L139 165V167L140 166H141V168L144 167L142 170L146 172V175L145 176H147V177L149 176L150 177V180H147V178H145V177L144 178L146 180L145 179L144 180H142V179L141 180L140 179L139 180H135V179L133 180V177H130L132 180H119V179L116 178V180L113 179V180L110 181V179L113 178V177H109L110 179L108 178L109 180H107V181L106 180H96V181L94 180L93 181V180H90V179L88 180L87 178H86L87 180L84 181L85 180V177L87 176V175L85 176L86 172L84 171L85 173L82 172V173H84V180L83 179L80 180L81 178H83V176L81 175L82 173L80 174V176H81L80 179H79V177L76 178V179H79V183L80 184L77 183L78 180H76L75 178L73 180L71 178H66V179H69V182L71 181L72 184H71V182L70 183H67L68 181L66 179L60 178V180H62L63 182H65V184L60 181V185L59 184L56 185L57 183H59V182H57L59 180H56L57 179V176L56 175H53V177L54 176L56 177L53 181H51L53 179V177L51 178V180H49V181H51V183L49 181H47V180H44V182H43V180H41V181L40 180H35L34 182L37 181V183L36 184L34 183V185L32 183L33 180H32V182H30L31 180L30 181L29 180H27V181L25 180L26 183L24 181H23L24 182L23 183L21 180H15L16 183H17V181H21V183L19 182L18 184H16L14 180H10V182H9L10 184L9 185H11V183H13L11 185L12 186L11 188H7L8 185H6L9 180H7V182L5 183V185H6L5 188L2 187V186H5V185H2L3 184L2 183L3 181H2L1 182L2 184H0L1 185L0 186V188H1L0 189V197H1L0 198V264H192V263L193 264H199L200 262H197V261H199L198 257H197V259L195 257V256H197V254L194 255L195 252H192L193 254L188 253L189 251L191 252V250L187 249L188 248L187 245H190V243H188V242H190L189 240H191V239H189V238H191V234H192L191 233V234L188 235V233H190V229H186L188 231L187 232L185 230V228H184L182 230V232L184 234L183 233L181 234L180 233L181 231H179L180 234H177L178 231H175V229L173 227H172V230H170L171 227H169L170 229L168 228L167 230L168 231H172V232H168L167 231L168 233H170L169 236H167L168 234L165 231H163V230H161V232L159 231L160 230L159 229L160 228L159 227V224L160 223L158 222V220H159V217H160V214H159L160 207L158 206V203H156L157 202L156 200L158 199V196H157V199H155L156 196L153 194L154 192H152V191L154 190L155 192H157V188H160V185H161V189H159V190H161V192H164V194L165 195H168L167 197H169V195L171 196V194L174 195V193H178V191L180 192V191H183L184 190L181 187V184L179 183L180 181L179 180H157L158 179V177H157L158 174L153 170V168L151 169V166L152 165L151 164H148V163H145L143 161V159H142ZM136 164H135L134 169L126 171V174L127 173L130 174V172H132V173L135 172V169L138 168V166ZM139 164H141V162ZM110 165H107L106 164V166H110ZM127 167H128L127 169L130 168L128 165H127ZM131 168H133V167H131ZM138 170H140V169H138ZM132 173L130 174L131 176H132ZM121 174L124 175L123 173H121ZM135 174L136 173L133 174L134 177H135ZM153 174H155L157 178ZM128 175L126 177H128ZM151 176H154L156 180H154V177H151ZM151 178H153V179H151ZM136 179H138V177ZM12 181H14V182H12ZM39 181L40 182H43V184L42 183H38ZM75 181H77V182H75ZM55 182H57V183H55ZM154 182H156V183H154ZM14 183L16 184V186L14 185ZM159 183H160V185H159ZM20 184H21V186H20ZM28 184H30V185H28ZM76 184H77V186H76ZM154 184L155 185L157 184V185L154 186ZM13 185H14V187H13ZM61 185H63V186H61ZM8 187H10V186H8ZM140 187L142 188V190H141ZM170 187H172L174 190H171L172 188L170 189ZM179 187L182 188V190ZM102 188L105 190V192H103L104 190H101ZM128 188L129 189L131 188V189L129 190ZM134 188H136V189H134ZM163 188H166L165 191H164ZM176 188H178L177 189L178 191H176ZM110 190H112V191L110 192ZM127 190H128V192H127ZM143 190H145L144 191L145 193L143 192ZM120 191H122L123 194L120 193ZM135 191H137V192H135ZM131 192L132 193L135 192L137 194V196H135L136 194L134 196H131V194H132ZM141 192L148 199L145 198V197H143L144 195ZM150 192L152 193V195L154 197L152 195H150L151 194ZM103 193L104 194L108 193L112 197H113V195H115V198H117L116 199L117 201L114 200L115 198H113V200H114L113 202L116 201V202H118V204L119 203L121 204L122 201L125 200V198L127 196L126 201H123V203L124 202L127 203L126 205L124 203V204H122L120 206H117L118 204L116 202H115L116 204L115 203L112 204V202H111L112 205L110 204L111 205L110 207H107V209L105 208L107 211L110 212V213L108 212L110 215L108 213H105V216H106V214H108V216L110 218L109 221L111 222L112 225L110 224V222L108 224L107 216H106L107 223H105L106 222L105 216L104 215H100L101 213L98 212L99 213L98 214L97 211H95L98 208V203L100 204L103 200H105L104 198H106V195L104 196ZM129 193H131V194H129ZM146 193H148V195ZM10 194H11V196H10ZM124 194H126V195H124ZM127 194H129L131 197H133V199L135 201L133 199H131V202H130V200H129L130 197ZM80 196H81V198H80ZM116 196H118V197H116ZM141 196H142V198H144V200H143L144 203L142 202ZM101 197H103V198H101ZM108 197L106 199L111 198V197H109V198ZM120 197H122V198H120ZM134 197H136V199ZM99 198H101V199H99ZM139 198H140V200H139ZM79 199H81V200H79ZM85 201H87V202H85ZM94 202H95V204H94ZM107 202H108V200H107ZM107 202L104 201L101 204L104 203V205H105ZM255 203L256 202H252V204L251 203H248L247 204L246 202L245 203H240L241 205L243 204V206H244V204H245V206L247 204V206L246 207L245 206L244 207H239L238 209H236L237 211L234 212V213H236L235 214L236 216L234 215L235 218L239 214L238 217H237V219L240 218V220H242V218L243 219L245 218L244 219L245 222H246V220H249V219H250L249 221L252 222V220H251L252 219V217H251L252 215L251 214H254L255 211H257L256 209H257V206H258L257 203L256 204ZM81 204H82V207L80 206ZM101 204L99 205V207L100 206L102 207ZM249 204H251L252 206L253 205H255V206L257 205L256 207H254L256 209H254L253 207L251 208V205L249 207ZM148 205H149L150 208L148 207ZM46 206H47V209H46ZM58 206L62 207V209L59 210L60 207H58ZM95 206H97L96 209H94ZM56 207L59 210L58 212H57ZM111 207H113L114 209L111 208ZM115 207H117V208H115ZM80 208L81 209L83 208V211ZM144 209H145V213L148 212L147 214L144 213ZM156 209L158 211L157 216H156V212H157ZM32 210L33 211L36 210V211L33 212ZM84 210H85V212H84ZM97 210L99 211V209H97ZM124 210H126V211H124ZM80 211H81V213H80ZM115 211H116V213H115ZM251 211L253 213H250ZM25 212L29 213L33 218L36 217V216L32 215L31 213L36 214V212H37V214L41 212L43 214V216L45 214H47L46 215V218L47 217L50 218L51 215H52V217L49 219V221L53 220L52 223H54L56 221H59L57 223H54L55 225H57V227L55 225H54L55 227H52V228H55L53 230H55L56 232L58 231L59 233L58 232L56 233L55 231H52L51 233L49 232L50 235L52 234V237L54 236L53 238L50 239V237L48 235L49 234L48 232L46 233V231H45L43 233V230L45 229L44 227H42L43 229L40 230V228H41L40 225H42V224L38 225V226H40V228H39L38 231H37L38 226L36 224L35 225L37 226L36 227L37 229L36 228H33L35 226H33L31 228L28 227L27 228L28 231H27V229H25V227H27V226H25L24 229H23V227L21 226L22 224L18 223V221H16V220L18 219L19 221L22 222L23 218L25 217L24 216L25 215ZM94 212H96V213H94ZM261 212L262 211L260 210V211H258L259 214H254L253 215V219L256 220V218H254L255 215H257V217L260 216L258 218V219H260L261 216H263L262 215L263 213H261ZM113 213H115L114 216H113ZM17 214H20V216H22L21 214H23V216H22L23 218H21L22 220L19 219L20 216L17 215ZM102 214H104V213H102ZM27 215L28 214H26V217H29ZM39 215L40 214H38L37 216H39ZM102 216H104V217H102ZM16 217H18V218H16ZM32 217H31V219H33ZM154 217H156V218H154ZM11 218H13L14 220L16 219L15 221H16L17 224H19V226L15 222L12 223L13 222V219H11ZM46 218L43 217V219H46ZM61 218H62L63 221L61 220ZM197 218H199V216L196 217V220H197ZM41 219L38 217V220L39 221ZM57 219H60V220H57ZM8 220H10V221H8ZM27 220H29V219H27ZM35 220L38 223V220L37 219H35ZM35 220H32V222H31L32 224L29 222L30 223L29 225L30 226L34 225L33 222ZM78 220L80 221L79 223H78ZM81 220H83V221H81ZM155 220H156V222H155ZM255 220L253 221V224H254ZM23 221H25V218H24ZM49 221L48 220L47 221H44V223L45 222H49ZM60 221H61V223H60ZM5 222L6 223L8 222L10 224L12 223L14 225H11V226L8 225L9 227L6 228L5 227L6 226V223ZM27 222L28 221H26V223H25L26 225H27ZM261 222L264 223L263 217H262V221ZM34 223H36V222H34ZM247 223H248V221H247ZM49 224H51V223L49 222ZM107 224H108V226H107ZM250 224H252V223H250ZM63 225H65L66 231L68 229V232H66L65 229H63V227H64ZM150 225H151V227H150ZM46 226H48V224L45 225V227ZM52 226H53V224H52ZM153 226H156V227H153ZM255 226H257V225H255ZM20 227H22V228H20ZM50 227H51V225H50ZM156 228H158L159 230L156 229ZM9 230L11 232V235H10L11 237L9 236V234H10V232H8ZM23 230L24 231L26 230L28 233H26V231H25L24 234H23ZM184 230L186 231V233L184 232ZM39 231H41V232H39ZM47 231H50V230H47ZM147 231L148 232L150 231V232L148 233ZM4 232H6V233H4ZM20 232H21V234H19ZM7 233H9V234H7ZM158 233L160 235L157 236L156 234H158ZM162 233H164V235H163L164 237L161 235ZM26 234H28V235L27 236H24ZM58 234H60L59 237H58ZM165 234H167V235H165ZM16 235H17V239L18 240H19V237L21 238V236L23 235L22 240L20 239L19 241H23L24 238H26L23 241V243L26 240L29 241V242H31V240H32V244L33 245L31 243H28L27 244L26 242L25 243L27 245H25V243L23 244L24 246L21 245L22 242H17V240L15 238ZM6 236H7V238H5ZM66 236H68V237H66ZM149 236H150L151 239L148 238ZM159 236L162 237V238H164V239H161ZM170 236H171V238L172 237H175L176 238V239L172 238V239H174L173 240L174 242H172V243L170 242V240L172 241V239H170ZM187 236H190V237H187ZM27 237H28V239H27ZM46 237H47V240H46ZM55 237H56V239H55ZM57 237L58 238H62L63 240L65 238V240L64 241L63 240L61 241V239H58V241H56L57 240ZM184 237H186L187 239L184 238ZM10 238L11 239L13 238V239L11 240ZM37 238H38V241L39 242L37 241ZM52 239L53 240L55 239V241L52 242L53 241ZM49 240H51V241H49ZM148 240H151V242H150L151 245L149 244V241ZM165 240L169 241L171 244H175L176 246H178L177 245L178 242H179V245H181V244L182 245H181V247L179 246L178 248L177 247L174 248L175 245H172L173 246L172 247L169 244V246L172 247L173 251H175L177 249L176 252H173L172 253V250L166 249L168 247L165 244L166 243ZM160 241L161 242L163 241L162 242L163 245L161 243L159 245V242ZM186 241H188V242H186ZM144 243L145 244L148 243L147 246L149 245V247H146ZM185 243H186V246L187 247L184 246ZM142 245H144V246H142ZM142 247H144V248H142ZM147 248H148L149 251L147 250ZM183 248H185L188 252L185 249H184L185 251L184 250H181ZM160 249H161V251H160ZM177 251H179V253ZM180 251L182 253H180ZM183 251L185 252V254H184ZM173 254H175V255H173ZM176 254H178V255H176ZM251 256H254V255L252 254ZM192 257H195V258H192ZM24 261H25V263H23ZM205 264H213V263H205Z\"/></svg>",
  "mask_w": 264,
  "mask_h": 264
}]
</instances>
